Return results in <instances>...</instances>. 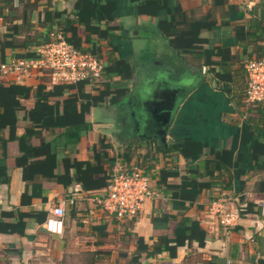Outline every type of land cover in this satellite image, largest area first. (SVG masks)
Returning <instances> with one entry per match:
<instances>
[{"label":"crops","instance_id":"obj_1","mask_svg":"<svg viewBox=\"0 0 264 264\" xmlns=\"http://www.w3.org/2000/svg\"><path fill=\"white\" fill-rule=\"evenodd\" d=\"M7 1L0 0V7L8 8L2 14H8L11 10ZM77 1L14 0V10L11 11L15 14L16 11L22 12L26 7L35 24L33 34L44 38L48 36L51 28L40 27L38 22L44 18L46 9L73 13ZM103 1L114 8L112 15L115 21L111 25L107 24L106 20L101 23L102 29L113 27L110 30L112 36L100 42L101 49L103 54H106L111 46L116 47L117 58L129 62L134 69V78L129 82V92L125 100L127 101L130 95L137 97L133 99V113H124L122 117L119 113L114 114L111 109L109 114L112 113L115 118L96 120L98 109H93L88 118L92 123V131L81 138L76 149L67 138L59 136V130L46 132L47 140L54 141L60 158L68 155L80 161L89 160L101 135L106 136L107 141L113 145V148L109 149L110 156H116V160L124 163L136 162L119 157V153L123 152L119 150L120 147L128 144L140 148L148 143H153V147L161 145L164 149L172 145L180 148L155 155V162L150 168L154 178L155 195L146 202L134 234L144 237L149 245L155 243L159 236L173 238L179 220L185 216L200 222L207 233L205 245L199 246L198 241L192 245L187 242L178 247L176 256L163 249L158 255L142 260L141 264H264V108L252 113L253 121L248 122L245 128V117L239 115L229 96L211 82L207 72H203L200 64L192 57L180 54L174 49L169 39L158 28L161 20L171 19L170 10L176 4L188 13L196 11L200 14L213 10L217 13L218 26L203 33L210 41L204 49L209 51L213 60H220L218 47H232L233 52L243 56L242 48L235 45L236 26L252 18H264V0H169V10H161L159 17L140 15L133 0ZM2 14L0 34L7 30ZM15 23H22V20H16ZM81 34L85 35L84 26ZM153 35L157 41L155 47L150 50L146 40ZM159 42L163 43L164 49L172 55L173 63L170 64L162 56ZM149 51H153V54H149ZM13 58V53L9 52L6 61ZM155 77L163 81L181 80L182 85L190 88V93L174 112L166 141L150 136V132L145 131V122L151 124L153 119L145 109V99L138 93V84L141 81L144 84ZM183 78L188 81H183ZM0 80L8 84L12 79H5L0 74ZM117 80V77L112 79L115 82ZM19 82L38 84L32 77L23 78ZM147 88L148 85L141 89V92ZM140 98L141 104L137 101ZM27 105L33 107L34 102L30 101ZM121 121L124 122L120 126ZM137 123L143 127V136L132 133L131 129ZM110 124L118 129H111L113 127ZM23 132L22 128L18 131L20 135ZM7 155L11 181L8 184L0 182L2 223L16 222L19 209L24 212L45 211L50 214L52 207L60 204L66 209V217L63 235L49 233L45 222L40 224L34 219L28 221L23 234L0 229V264H57L62 256L77 248V243L83 241L86 236L95 240V248L91 250H98L95 226L107 224V235L116 232L115 228L120 227L106 215L101 218L94 217L93 212L98 211V208L91 198L100 193L99 190L88 191L83 188L85 199L79 201L76 206L69 205L68 197L74 183L72 179L68 185L46 182L41 194L35 195L31 204L23 203L27 184L23 179V168L16 163L17 158L21 156L18 142L8 144ZM57 171H63L62 165ZM192 171L197 174L191 173ZM167 172L175 174L165 180L163 175ZM195 181L199 184H209L208 188L203 187L196 196L188 192L191 188H184L185 184L191 185ZM31 193L32 187L28 191L29 195ZM218 198L228 199L232 208L250 205L252 209L245 216H241L236 226L226 227L205 208L207 203ZM167 215H175L177 219L168 220ZM114 240L110 239L107 247L114 249ZM130 247L132 251L135 250L134 244Z\"/></svg>","mask_w":264,"mask_h":264},{"label":"trees","instance_id":"obj_2","mask_svg":"<svg viewBox=\"0 0 264 264\" xmlns=\"http://www.w3.org/2000/svg\"><path fill=\"white\" fill-rule=\"evenodd\" d=\"M133 1L136 2L140 15L159 17L161 10H169V0ZM7 3L9 8L14 10L12 6L14 0H8ZM6 9L8 8L0 7V15ZM113 9L103 0H78L75 12L64 13L47 8L44 18L38 22L40 27H50V33L54 31L61 33L75 49L92 54L103 61L104 67L100 81H84L76 85L53 84L47 71L31 73L28 76L36 80L38 83L36 85L23 84L16 79L7 82L8 84L0 80V150L2 151L0 182L8 184L11 181L8 173L7 149L10 142L16 141L21 152L16 163L23 168V179L27 184L23 203L31 204L34 196L41 194L46 182L68 185L72 179L73 185L80 184L88 191H102L108 186L116 156H110L109 149H112L113 145L107 141L106 136L101 135L96 141L88 161H80L68 155L60 158L54 141L47 140L45 133L53 130L61 131L59 136L67 138L76 149L81 138L92 131V123L88 118L93 109L102 110L105 113H110L111 109L118 111L126 100L129 82L134 78V69L129 62L117 58L116 47L111 46L109 52L103 54L102 44H100L112 36L110 30L113 27L108 26L107 29H102L101 23L106 20L107 24L111 25L115 21L112 15ZM11 10L8 14H2L7 30L4 34H0V57L2 58L0 63L8 62L6 58L9 52L13 53V59H37L39 54L36 49L52 42L54 38L50 33L44 38L33 34L32 29L35 24L26 7L22 12L16 11L15 14ZM170 13L171 19L161 20L158 28L169 39L174 49L180 54L192 57L200 64L201 69H207L211 82L229 96L239 115L245 117L244 127L246 128L253 121L252 113L264 108V100L256 103L248 101L246 70L249 61L264 58V18H252L236 26L237 44L235 45L242 48L243 56L233 52L232 47H218L217 53L220 60H213L209 51L204 49L210 41L203 36V33L217 28V13L213 10L200 14L196 11L188 13L178 4L170 10ZM16 20H22V23H15ZM82 26H84V36L81 34ZM116 77L118 80L112 81ZM30 101L34 102L33 107L27 105ZM119 114L122 117L124 115L123 112ZM123 122H120V126ZM21 128L24 130L22 135L18 133ZM152 144L148 143L143 148L125 145L120 147L119 150L123 152L119 153V157L129 161L135 160L150 169L157 153L165 154L180 149L176 145L164 149L161 145L153 147ZM60 165L63 171L58 173ZM191 173L197 174L195 171ZM173 174L175 173L167 172L163 177L166 180ZM208 185L195 181L191 185L185 184L184 188H191L192 190L188 192L196 196L203 187L208 188ZM31 187L32 193L29 195L28 191ZM214 200L207 203L205 208L209 209V205ZM232 209L239 210L241 216H245L252 208L250 205L245 207L242 205ZM16 215V222L2 223L0 220L1 231L23 234L30 219L41 224L46 222L49 214L45 211L24 212L19 209ZM166 217L168 220L177 219L175 215ZM135 226L136 223H125L122 226L126 240L123 241L135 245V250L130 253L129 264H141L142 260L158 255L163 249L168 250L172 256H176L178 247L187 242L192 245L193 242L198 241L199 246L205 245L207 233L200 222L185 216L179 220L173 238L159 236L152 245H149L144 237L134 234ZM106 231L107 224L101 223L94 227L99 244V249L93 251L96 256L113 252L110 246L107 247L109 242ZM130 244L127 247H130ZM110 245L112 246L111 243Z\"/></svg>","mask_w":264,"mask_h":264},{"label":"built area","instance_id":"obj_3","mask_svg":"<svg viewBox=\"0 0 264 264\" xmlns=\"http://www.w3.org/2000/svg\"><path fill=\"white\" fill-rule=\"evenodd\" d=\"M54 40L39 46L37 59H12L0 63V74L5 79L17 81L27 78L31 73L48 72L53 84H78L84 81L98 82L102 78L104 63L89 53L81 52L70 45L61 33H50ZM248 75L247 98L256 103L264 100V58L254 59L246 66ZM203 72H207L204 68ZM152 169L141 163H124L118 159L114 163L108 186L91 198L98 211L94 217L104 215L116 221L120 227L125 223H137L143 214L146 202L155 195ZM85 199L83 188L75 184L69 193L68 202L76 206ZM208 211L218 217L221 224L236 226L241 219L239 210L232 209L228 199L214 200ZM66 209L55 205L45 222L46 230L51 234L63 235L65 231Z\"/></svg>","mask_w":264,"mask_h":264},{"label":"water","instance_id":"obj_4","mask_svg":"<svg viewBox=\"0 0 264 264\" xmlns=\"http://www.w3.org/2000/svg\"><path fill=\"white\" fill-rule=\"evenodd\" d=\"M190 93V88L179 81H163L153 78L147 89L142 90L141 98L145 99V109L153 123L145 122V131L150 136L166 141L174 112L179 103Z\"/></svg>","mask_w":264,"mask_h":264},{"label":"rangeland","instance_id":"obj_5","mask_svg":"<svg viewBox=\"0 0 264 264\" xmlns=\"http://www.w3.org/2000/svg\"><path fill=\"white\" fill-rule=\"evenodd\" d=\"M147 35V33H145ZM149 40H146L147 47L153 49L155 47L157 39H155L154 35L150 36ZM164 44L159 42L160 51L162 52V56L171 64L174 62L172 55L169 53L166 48L164 49ZM149 54H153V51H149ZM150 57V56H149ZM183 81H188L185 78L182 79ZM145 111V110H144ZM95 119L99 120L102 118L104 119H113L114 116L112 113L109 112L105 113L103 111L97 110L95 114ZM112 123H114L112 121ZM111 129L117 130V127L112 126L110 124ZM132 128V127H131ZM107 129V128H106ZM132 130V129H131ZM91 225V224H90ZM116 232H112L111 235H107V240L110 242V239L114 240V249L112 253H106L99 256L93 254V250H91L94 246V239H90L88 236L81 241L82 243H77V248H73V251L70 253L65 254L62 256L57 264H129L130 261V253L132 251L131 247H127L131 242H125L124 238V228L117 227L115 228ZM118 229V230H117ZM124 238V239H123ZM125 240V241H123ZM131 245V244H130Z\"/></svg>","mask_w":264,"mask_h":264},{"label":"flooded vegetation","instance_id":"obj_6","mask_svg":"<svg viewBox=\"0 0 264 264\" xmlns=\"http://www.w3.org/2000/svg\"><path fill=\"white\" fill-rule=\"evenodd\" d=\"M146 78V77H145ZM151 83V80L149 81V82H146V83H144L143 84V81H141V83H140V87H138V93H139V95H141L140 94V92H141V89H143V88H145V86L146 85H149ZM144 85V86H143ZM143 86V87H142ZM140 88V89H139ZM135 98H137L136 96H132V95H130L129 96V98L127 99V101H124L122 104H121V106L119 107V109H118V111L119 112H123V114L124 113H127V112H129L131 115H132V113H133V111H131V108H133V99H135ZM131 99V100H130ZM128 100H130L129 102H128ZM137 101H139V103L141 104V98H140V100H137ZM117 110L115 111L114 110V114H118L119 112H118ZM134 128L132 129V133L133 134H138L139 136H143V134H144V130L142 129L143 127H141V124H139V123H137L136 125H134L133 126Z\"/></svg>","mask_w":264,"mask_h":264}]
</instances>
